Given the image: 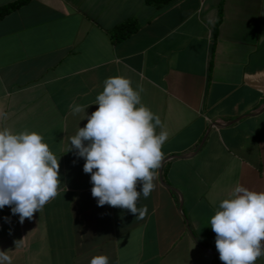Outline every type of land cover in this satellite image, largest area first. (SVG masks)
Wrapping results in <instances>:
<instances>
[{
  "label": "crops",
  "instance_id": "0c3cea01",
  "mask_svg": "<svg viewBox=\"0 0 264 264\" xmlns=\"http://www.w3.org/2000/svg\"><path fill=\"white\" fill-rule=\"evenodd\" d=\"M129 18L137 30L112 44L108 30ZM115 76L143 88V104L169 133L156 188L137 203L147 206L144 219L98 206L85 160L67 152L87 123L69 105H89L90 115ZM0 110V129L43 136L62 182L30 220L0 209V251L12 264H89L96 255L110 264H223L210 218L237 184L264 192V0H171L159 9L28 0L0 19Z\"/></svg>",
  "mask_w": 264,
  "mask_h": 264
},
{
  "label": "clouds",
  "instance_id": "9594fccd",
  "mask_svg": "<svg viewBox=\"0 0 264 264\" xmlns=\"http://www.w3.org/2000/svg\"><path fill=\"white\" fill-rule=\"evenodd\" d=\"M103 83L94 101L98 108L90 115L89 105H69L73 115L84 113L87 123L69 137L67 152L75 151L85 160L83 172L90 174L91 195L98 206L124 209L144 219L147 206L137 203L156 188L169 133L160 116L143 104V88L134 89L123 76L108 77ZM6 118L0 110V119ZM59 169V159L41 134L0 129V209L10 207L20 223L60 194ZM210 226L223 264H256L264 256V192L237 184L219 203ZM0 264H12L7 252L0 251ZM89 264H110V260L96 255Z\"/></svg>",
  "mask_w": 264,
  "mask_h": 264
},
{
  "label": "trees",
  "instance_id": "16d2710c",
  "mask_svg": "<svg viewBox=\"0 0 264 264\" xmlns=\"http://www.w3.org/2000/svg\"><path fill=\"white\" fill-rule=\"evenodd\" d=\"M28 0H13L7 4L0 6V19L10 13L11 11L19 8L25 4ZM171 0H142L143 4L154 9H159L169 3ZM138 28L137 22L133 18H129L119 22L118 24L111 27L108 32V38L112 44H116L132 33Z\"/></svg>",
  "mask_w": 264,
  "mask_h": 264
},
{
  "label": "water",
  "instance_id": "95a60500",
  "mask_svg": "<svg viewBox=\"0 0 264 264\" xmlns=\"http://www.w3.org/2000/svg\"><path fill=\"white\" fill-rule=\"evenodd\" d=\"M199 147V146H198Z\"/></svg>",
  "mask_w": 264,
  "mask_h": 264
}]
</instances>
